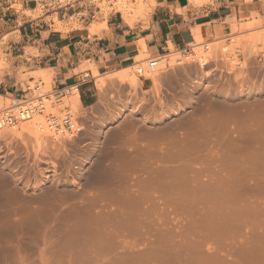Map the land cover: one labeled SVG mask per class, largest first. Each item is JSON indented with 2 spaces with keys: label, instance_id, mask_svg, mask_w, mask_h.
Masks as SVG:
<instances>
[{
  "label": "rangeland",
  "instance_id": "374dc122",
  "mask_svg": "<svg viewBox=\"0 0 264 264\" xmlns=\"http://www.w3.org/2000/svg\"><path fill=\"white\" fill-rule=\"evenodd\" d=\"M99 6L136 22L155 3ZM8 37L0 43L4 56ZM201 42H214L205 66L183 58L155 79L137 78L141 88L95 73L99 111L73 109L71 96L62 98L83 131L58 137L56 147L37 152L25 134L0 136V195L66 197L23 239L1 237L0 264H264V30L234 29ZM32 77L29 87L39 81L52 91L49 77ZM103 193L97 205L108 207L75 210ZM10 213L0 211V228Z\"/></svg>",
  "mask_w": 264,
  "mask_h": 264
},
{
  "label": "crops",
  "instance_id": "0c3cea01",
  "mask_svg": "<svg viewBox=\"0 0 264 264\" xmlns=\"http://www.w3.org/2000/svg\"><path fill=\"white\" fill-rule=\"evenodd\" d=\"M100 3L0 0V43L9 36L3 47L7 69L0 75V95H24L32 74L42 73L54 89L76 86L81 108L97 112L102 90L94 74L134 65L141 42L145 53L157 58L170 48L186 50L197 37L213 41L234 29L260 25L264 30V0H154L148 19L130 23L119 11H102ZM89 64L94 72L87 69ZM102 85L106 91L113 88L109 81Z\"/></svg>",
  "mask_w": 264,
  "mask_h": 264
},
{
  "label": "bare ground",
  "instance_id": "6f19581e",
  "mask_svg": "<svg viewBox=\"0 0 264 264\" xmlns=\"http://www.w3.org/2000/svg\"><path fill=\"white\" fill-rule=\"evenodd\" d=\"M125 20L130 23V19L127 16L126 13L123 14ZM201 39L199 37L196 38L195 43L192 45L193 48L190 51L187 50H175L170 48L167 53L163 56L157 57L159 60V63L157 66L153 69L152 72L148 74H142V78L150 77L152 79H155L157 75L159 74L160 70L165 66L168 65H174L177 64V61L181 59H191V60H197L199 61L201 65L207 64L206 61L207 56L210 55V45L213 43H200ZM141 47V53L138 57V61L140 63H135L134 65H131L129 67H126L119 72L116 71V78L123 82H130L132 85L139 86L140 80L139 75L137 74V69L146 67L148 63V59L150 58L148 54L145 53V47L143 43L141 42L139 44ZM222 47V46H221ZM226 47V46H225ZM225 47H222L223 51H227ZM220 50V49H219ZM233 49H231L232 51ZM210 51V52H209ZM217 51V50H216ZM230 51V50H229ZM216 53V52H215ZM214 54V53H213ZM212 54V55H213ZM234 54V53H232ZM231 55V54H229ZM220 56V54H219ZM210 57V56H209ZM200 65V67H201ZM114 73V72H113ZM138 78V79H137ZM71 96V104L73 109H77L80 106L78 101V95H77V88L74 87L73 91L68 94L66 97L63 98V100L69 98ZM6 99L4 96L0 95V100ZM2 106V103H0V108ZM67 106V105H66ZM78 110V109H77ZM76 111V110H75ZM69 112L71 113L70 109ZM74 113V112H73ZM72 114V113H71ZM73 115V114H72ZM76 117V116H74ZM28 136L31 140L33 145H35L36 151L38 149H41L40 151L43 152L42 149H47L50 147H56L60 143L58 142V137L53 138V135L51 132L48 131L45 125V117L44 116H34L32 119L19 122L18 125L13 127H4L0 130V136L7 139H19L22 138L23 135ZM61 140V139H59ZM63 140V139H62ZM57 141V142H56ZM177 142V141H175ZM174 142V143H175ZM179 142V141H178ZM256 140H252V144H256ZM34 147V146H33ZM35 149V148H33ZM37 151V152H38ZM34 152V150H33ZM35 153V152H34ZM38 154V153H37ZM3 192V191H2ZM6 192L7 195L4 197L2 194L0 195V199L2 202V199H4V203L0 204V211H11L10 214H12L8 220V227L4 223L5 228L1 226L0 228V241L3 239L1 237L8 236L11 239L12 236H15L17 239H19V236L21 239H23V236L27 234H31L35 227L38 226L40 221H42V225H44V222L46 220L44 219L46 212L54 210V206H57L55 208H61L64 204V201L66 197L64 194L62 196H53L51 193L48 192H42L37 194H31V195H18L14 193L13 191ZM23 193V192H21ZM108 195L106 193L99 194L94 197V199L91 201V203H80L78 206L75 207L76 211H91V209L96 205L97 207H108V204L105 205H97L100 200V198H105ZM112 199V198H111ZM0 202V203H1ZM61 211H67V209L62 208ZM48 214V213H47ZM48 216V215H47ZM47 219V218H46ZM87 222V220H86ZM85 221H82L80 224V229L84 228V225L86 224ZM40 224V225H41ZM7 227V228H6ZM14 237V238H15ZM6 239V238H5ZM29 240V248L31 250L32 246V239ZM3 244V243H2ZM3 246V245H2Z\"/></svg>",
  "mask_w": 264,
  "mask_h": 264
},
{
  "label": "built area",
  "instance_id": "2783aa9c",
  "mask_svg": "<svg viewBox=\"0 0 264 264\" xmlns=\"http://www.w3.org/2000/svg\"><path fill=\"white\" fill-rule=\"evenodd\" d=\"M4 63L6 56L0 53V71ZM158 63L156 57L149 58L146 67L137 69L139 78H142L141 75L144 73L152 72ZM74 87L76 86L64 89L53 88L50 92H43V83L38 81L32 87L28 86L24 95L6 98L8 104L0 108V130L4 127L16 126L19 122L38 115L45 117L46 128L53 136H78L83 131V125L78 118H74L68 107L60 106V100L70 94ZM51 98L54 101H51Z\"/></svg>",
  "mask_w": 264,
  "mask_h": 264
}]
</instances>
